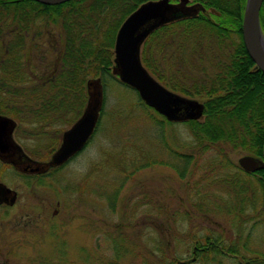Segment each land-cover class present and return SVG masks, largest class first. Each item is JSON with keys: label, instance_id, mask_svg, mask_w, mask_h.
<instances>
[{"label": "trees", "instance_id": "1", "mask_svg": "<svg viewBox=\"0 0 264 264\" xmlns=\"http://www.w3.org/2000/svg\"><path fill=\"white\" fill-rule=\"evenodd\" d=\"M146 1L69 0L46 5L35 0H0V114L16 121V136L25 132L36 139L51 135L47 154L29 152L31 156L46 160L58 148L64 129L75 122L86 106V82L90 78L100 77L103 87L102 108L90 139L101 127L108 91L114 82L132 91L136 104L150 110L145 114L152 123L161 128L166 123H177L146 106L135 89L112 73L117 30ZM245 1L189 0L188 4H201L204 11L156 28L140 49L143 66L158 82L182 96L203 99L201 118L181 123L191 132L194 153L208 154L213 159L209 163L215 173L227 171L221 180L226 186L220 190L232 203L227 213L232 214L238 232L230 233L227 238L220 234L190 238L189 262L193 264H221L224 259H230L229 264H264V244L262 249L253 247L257 239L255 229L264 221V168L244 172L228 157L234 151L260 158L264 155V73L248 55L242 40ZM209 10L211 15L206 14ZM259 21L264 35V0ZM52 28L56 31L59 51L56 67L44 75L29 74L26 69L29 54L40 52L36 38L51 34ZM169 152L181 167L174 162L160 163L170 166L183 178L193 155ZM155 162L147 161L144 165ZM66 163L53 171H59ZM137 171L134 168L126 176ZM119 189L108 196L111 204L116 202ZM253 191L259 194L258 198ZM164 208L160 206L157 212L161 224L152 221L156 214L148 215V226L151 225L155 235L145 251H132L137 264L182 263L178 261L174 244L162 234ZM171 217L174 214H169L170 223ZM170 223L168 227L172 228ZM245 224L250 225L242 234ZM175 230L177 226L172 231ZM119 235L123 236V232ZM131 244L136 246V242ZM54 262L77 264L62 257ZM106 264L119 263L113 260Z\"/></svg>", "mask_w": 264, "mask_h": 264}, {"label": "rangeland", "instance_id": "2", "mask_svg": "<svg viewBox=\"0 0 264 264\" xmlns=\"http://www.w3.org/2000/svg\"><path fill=\"white\" fill-rule=\"evenodd\" d=\"M206 14L211 15V10ZM55 34L52 28L51 34L36 38L40 52H30L29 74L44 75L56 67L59 51ZM112 85L100 129L62 169L42 178L22 177L0 162V180L19 193L15 205L0 207V264H54L57 257L77 264L113 260L137 264L132 251H145V246L152 243L155 234L147 218L156 214L152 221L161 224L157 214L160 206H165L162 234L174 244L178 261L188 262L184 264H193L189 262L190 238L208 234L227 238L238 232L232 214L227 213L232 203L220 190L226 186L221 180L227 171L215 173L208 154L194 153L191 132L183 123L159 127L146 117L145 112L150 110L136 104L132 91L115 82ZM14 138L26 153L45 155L51 135L36 139L25 132ZM98 147L101 159L89 166L91 154ZM169 150L193 155L183 178L160 163L174 162L181 167ZM244 154L234 151L228 157L237 164V158ZM153 160L155 164L144 165ZM72 164L87 168L86 173L78 175ZM134 168L138 171L127 177L126 172ZM117 188V200L111 204L108 196ZM254 195L259 197L258 193ZM169 214H174L171 223ZM122 232L123 236L119 235ZM255 233L253 247L262 249L264 221ZM230 261L224 259L221 264Z\"/></svg>", "mask_w": 264, "mask_h": 264}, {"label": "water", "instance_id": "3", "mask_svg": "<svg viewBox=\"0 0 264 264\" xmlns=\"http://www.w3.org/2000/svg\"><path fill=\"white\" fill-rule=\"evenodd\" d=\"M46 5L61 4L69 0H35ZM263 0H246L242 15L241 34L245 49L255 65L264 73V35L259 21V10ZM189 0H148L139 5L121 23L114 41V66L112 73L135 89L144 104L170 122L199 119L203 103L182 96L158 82L143 66L140 49L147 36L156 28L183 16H192L204 7L188 4ZM87 103L78 119L63 131L58 148L46 161L29 157L13 138L16 121L0 114V162L13 165L23 173H44L58 167L79 152L88 142L98 122L103 103L101 78H90L86 82ZM238 167L244 172H255L264 168L262 158L244 154L237 158ZM16 191L0 182V204L12 205ZM183 264V262L181 263Z\"/></svg>", "mask_w": 264, "mask_h": 264}, {"label": "flooded vegetation", "instance_id": "4", "mask_svg": "<svg viewBox=\"0 0 264 264\" xmlns=\"http://www.w3.org/2000/svg\"><path fill=\"white\" fill-rule=\"evenodd\" d=\"M78 119V118H77ZM17 124V123H16ZM15 129H16V126H15V128H14V130H13V133H12V135H13V138H14V136H15ZM15 139V138H14ZM16 140V139H15ZM24 150V149H23ZM25 152V151H24ZM26 153V152H25ZM29 157H31L28 153H26ZM32 159H34V160H38V161H45V160H39V159H36V158H33V157H31ZM48 159H46V161H47ZM2 163V162H1ZM2 164H6L7 165V167H9V168H11L13 171H15V173H17V175H19V176H27V177H34V178H42V177H44V176H47V175H50V174H52V173H54V169L55 168H57V167H52V168H49L46 172H44V173H35V174H30V173H23V172H20V171H18V170H16V169H14V167H13V165H11V164H8V163H2ZM0 182L1 183H3L4 185H6L4 182H2L1 180H0ZM7 187H9L8 185H6ZM9 188H11V187H9ZM12 190H14V191H16V194H17V196H16V200H15V202L12 204V205H9V204H7V203H1L0 204V207L2 206V207H11V206H13V205H15L16 204V202H17V200H18V198H19V193H18V190H16L15 188H11ZM56 213V210H54L53 211V214H55Z\"/></svg>", "mask_w": 264, "mask_h": 264}, {"label": "clouds", "instance_id": "5", "mask_svg": "<svg viewBox=\"0 0 264 264\" xmlns=\"http://www.w3.org/2000/svg\"><path fill=\"white\" fill-rule=\"evenodd\" d=\"M100 159H101L100 148L98 147L97 149L93 150V152L91 154L89 166L91 163L99 162ZM71 168L73 169V171L75 173H77L80 176L84 175L87 171V168H81V167L77 166L76 164H72Z\"/></svg>", "mask_w": 264, "mask_h": 264}]
</instances>
